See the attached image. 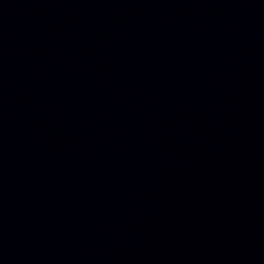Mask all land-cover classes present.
<instances>
[{
	"label": "water",
	"instance_id": "obj_1",
	"mask_svg": "<svg viewBox=\"0 0 264 264\" xmlns=\"http://www.w3.org/2000/svg\"><path fill=\"white\" fill-rule=\"evenodd\" d=\"M0 264H264V0H0Z\"/></svg>",
	"mask_w": 264,
	"mask_h": 264
}]
</instances>
